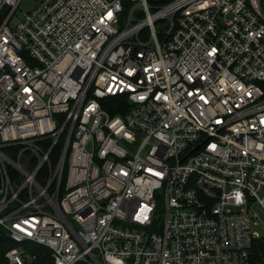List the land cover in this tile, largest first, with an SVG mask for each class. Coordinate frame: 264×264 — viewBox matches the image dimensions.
<instances>
[{
    "label": "built area",
    "instance_id": "2783aa9c",
    "mask_svg": "<svg viewBox=\"0 0 264 264\" xmlns=\"http://www.w3.org/2000/svg\"><path fill=\"white\" fill-rule=\"evenodd\" d=\"M23 1L0 0L6 264H264V0Z\"/></svg>",
    "mask_w": 264,
    "mask_h": 264
},
{
    "label": "trees",
    "instance_id": "16d2710c",
    "mask_svg": "<svg viewBox=\"0 0 264 264\" xmlns=\"http://www.w3.org/2000/svg\"><path fill=\"white\" fill-rule=\"evenodd\" d=\"M118 111H112V114H117ZM15 247L10 241L7 234L0 229V264H6L5 253L7 250ZM31 253L36 257L30 264H53L51 251L45 247L35 246L31 247Z\"/></svg>",
    "mask_w": 264,
    "mask_h": 264
},
{
    "label": "rangeland",
    "instance_id": "374dc122",
    "mask_svg": "<svg viewBox=\"0 0 264 264\" xmlns=\"http://www.w3.org/2000/svg\"><path fill=\"white\" fill-rule=\"evenodd\" d=\"M36 5L35 0H24L23 3L21 4V9L22 11H28L32 9ZM160 217L163 215L162 212L158 213ZM252 232H256L259 234L261 238L264 239V224L260 223L258 227H253ZM262 259L264 260V256H262Z\"/></svg>",
    "mask_w": 264,
    "mask_h": 264
},
{
    "label": "water",
    "instance_id": "95a60500",
    "mask_svg": "<svg viewBox=\"0 0 264 264\" xmlns=\"http://www.w3.org/2000/svg\"><path fill=\"white\" fill-rule=\"evenodd\" d=\"M261 247L264 249V246H263V244H261Z\"/></svg>",
    "mask_w": 264,
    "mask_h": 264
}]
</instances>
